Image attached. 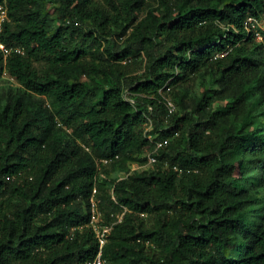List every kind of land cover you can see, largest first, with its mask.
<instances>
[{
    "label": "trees",
    "instance_id": "1",
    "mask_svg": "<svg viewBox=\"0 0 264 264\" xmlns=\"http://www.w3.org/2000/svg\"><path fill=\"white\" fill-rule=\"evenodd\" d=\"M52 1L0 0V264H92V199L105 264H264V0Z\"/></svg>",
    "mask_w": 264,
    "mask_h": 264
},
{
    "label": "rangeland",
    "instance_id": "2",
    "mask_svg": "<svg viewBox=\"0 0 264 264\" xmlns=\"http://www.w3.org/2000/svg\"><path fill=\"white\" fill-rule=\"evenodd\" d=\"M45 1H46V11H45L46 15L52 20L54 25L58 24L55 19V17H57V10L55 9L57 4L53 2L52 0H45ZM97 1L102 6H105V0H97ZM149 2L152 4L151 5L152 7L158 5L156 0H149ZM82 26H83L82 28L85 29L86 31L93 30L94 32H96V27L94 23L91 22L90 20L85 21V23L82 24ZM257 26L260 30L264 31V20L259 21L257 23ZM114 28L115 27L112 26V29ZM112 40H116L119 43L122 41L121 39L118 38L117 35L109 36L108 40H103L102 49L104 50L108 46L109 42ZM258 40H264L263 33H260ZM73 44L79 45V43H73ZM87 46L88 47L86 48V51H87L86 57L90 58V56L92 55L93 47L89 46L88 44ZM143 65H144L143 63L131 64L129 67V69H131L132 71L131 74L138 75V74L143 73L144 71V69L142 68ZM212 82H213V78L211 77V75L208 74L207 72L206 73L202 72V73L195 75V77H193V79H191L185 86L188 87L191 96H198V95H201V93L205 90V86L206 87L212 86ZM18 85L19 84L17 83L16 79L9 76L8 74H5L2 77V79L0 80V104L5 103L8 99V96L11 93L13 94L16 93ZM46 102L47 104H50L52 101L46 98ZM256 112H260V109H257ZM261 120L262 122H264L263 116L261 117ZM153 150H154V147L152 149L145 150L142 155L146 159L143 161L131 162L128 165V168L126 170H123L122 168H120L118 164L99 165L98 180L103 181L105 180V178L126 177L134 171H143V170L152 169L155 166V164H152L150 162L149 155ZM107 190L112 193V189L110 185H107ZM258 194L263 195L264 190L263 189L258 190ZM96 219L98 220V215Z\"/></svg>",
    "mask_w": 264,
    "mask_h": 264
},
{
    "label": "built area",
    "instance_id": "3",
    "mask_svg": "<svg viewBox=\"0 0 264 264\" xmlns=\"http://www.w3.org/2000/svg\"><path fill=\"white\" fill-rule=\"evenodd\" d=\"M250 22H251L253 27H256L257 23L259 21L257 19H254V18H250ZM257 34L259 37L260 32H257ZM1 47H3V45H1ZM167 107H168L169 112H173L176 108L174 102L171 99H167ZM167 142H168V140H166V139L156 142V144L154 146V150L149 155V159H150V162L152 164H156V162L158 161L157 156L154 155L153 152L158 150L159 148H161L163 145L167 144ZM103 162L105 164H108V163H110V159L105 158V159H103ZM174 168H176V166H174ZM92 202H93V204H92L93 205L92 206L93 217H92L91 224H92V227L95 231V234L99 240V252H98L96 258L93 260L92 264H105V260L103 258V247L108 241V235L111 232V230L113 229L115 221L112 223H109V224L105 223L103 221L101 212L98 210V206H97L96 201L94 199H92ZM97 215H98V220L96 219ZM122 217H123V214L118 215V221H121Z\"/></svg>",
    "mask_w": 264,
    "mask_h": 264
}]
</instances>
